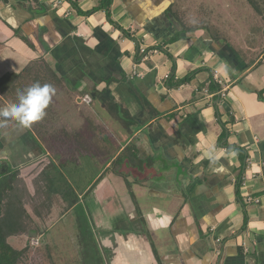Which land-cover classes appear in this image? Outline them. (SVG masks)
I'll list each match as a JSON object with an SVG mask.
<instances>
[{
    "label": "crops",
    "instance_id": "0c3cea01",
    "mask_svg": "<svg viewBox=\"0 0 264 264\" xmlns=\"http://www.w3.org/2000/svg\"><path fill=\"white\" fill-rule=\"evenodd\" d=\"M105 2L0 0V97L15 79L17 88L45 84L39 75L56 90L36 124L42 137L33 125L2 134L0 167L53 164L60 172L56 157L97 156L96 175L75 187L71 206L91 197L96 217L119 206L117 217L91 220L115 240L108 264H264V50L249 45L244 58L210 33L187 34L175 0H111L108 12ZM188 74V83L171 86ZM224 131L237 149L218 145ZM129 145L135 163L126 157L117 169ZM63 198L54 211L70 202ZM79 254L57 253L63 264Z\"/></svg>",
    "mask_w": 264,
    "mask_h": 264
},
{
    "label": "rangeland",
    "instance_id": "374dc122",
    "mask_svg": "<svg viewBox=\"0 0 264 264\" xmlns=\"http://www.w3.org/2000/svg\"><path fill=\"white\" fill-rule=\"evenodd\" d=\"M253 1L258 3V5H261L264 10V0ZM249 2V0H175L173 12L180 13L179 16L182 15L181 13H187L188 16L184 18L186 26L194 27V33L199 34L200 36L203 33L214 34V31L218 29L219 32L221 31V37L227 40L228 43L237 50L239 49L242 52L243 57L246 58V48L249 45H252L257 49L256 54L264 50V20L262 19V15L264 14H261L260 16L259 14H256ZM255 26L257 27L254 28ZM186 33L189 34V32ZM191 35L193 36L195 34ZM194 38H196V36ZM199 39L200 38L198 37V40ZM120 114L124 120H128L129 124L132 123L128 118L129 115L127 112H120ZM48 125H50V123ZM15 126H18V124ZM9 127H14V124H10ZM7 132H10V128ZM83 146L84 145H82V147ZM98 159L99 158L93 156V154L79 153L75 160L71 162L65 161L66 164L65 162L59 163L61 164L60 172H56L61 177V180L57 177L59 183L55 184V189L51 190L58 193L55 197V203L59 204L61 196L63 198V195L70 200V202L64 203L65 206L63 207H61L63 204L60 203V207L57 209L55 208V211L52 209V215L50 213L47 220L43 221L42 224L40 223V235L50 228L46 235L41 236L40 238L34 236L35 239H32L33 235H24L21 236L25 238L23 242L20 244L16 243V246L15 244L12 245V247L15 246V249H22L25 246L33 248L31 251H28V253L33 256L31 260L33 261L32 264L51 263L44 254L45 243L50 245L49 251L54 253V257L52 258L54 264L64 263L58 258L57 253L59 252H66L68 254L67 257H75L77 252H80V260L77 261L78 263H75V261L72 260L68 264H108L107 259L108 252H110L109 248L114 244L115 240L112 242L106 241L105 238L102 237V232H98L97 234L96 229L91 233L87 222L91 223V220L93 219L94 221L96 219L105 221L107 218L110 219L112 214L117 217L120 213L119 206L116 205L114 212L111 213V211L108 214H106L107 208L103 209V214L101 215L104 217H96L95 212L98 208L93 206L91 197L84 202L82 200L79 201L80 203H78L77 206H71L74 205L75 201H78V193L76 192V194H74L75 187L78 186L81 190L85 189L91 179L96 175V168L94 165L101 163ZM41 166L42 165H38L31 170L25 169L22 172L19 171L20 176L26 184L28 183L27 185H29V187H32V178L40 172ZM54 166L55 165H52L53 168ZM147 176V179L149 180L150 175L148 174ZM133 180L134 179L132 178V181ZM129 186L132 187L133 184L130 183ZM60 189L68 194H65V192H59ZM53 195L54 193H52V196ZM143 203H145L147 207L155 205L151 200ZM56 205L57 204H54L53 206L55 207ZM50 218L52 219L50 220ZM78 221H81L80 233L77 232ZM112 222H114V219H112ZM48 223H50L49 227L47 226ZM36 240L38 242L32 244V242H36ZM119 249L120 250L116 248L115 250L120 252L123 251V247ZM155 254L157 255V252H155ZM30 255L27 254V264H31L29 260Z\"/></svg>",
    "mask_w": 264,
    "mask_h": 264
},
{
    "label": "trees",
    "instance_id": "16d2710c",
    "mask_svg": "<svg viewBox=\"0 0 264 264\" xmlns=\"http://www.w3.org/2000/svg\"><path fill=\"white\" fill-rule=\"evenodd\" d=\"M109 1L107 0V2H105V5L107 6L106 12H108V5L110 4ZM249 1L253 9L258 11L259 15H261V11L257 3L254 2L253 0H249ZM77 11L80 14L90 15L93 13L94 10L88 11L85 13L79 12V9H77ZM175 14H176L175 16L176 19L177 20L179 19V21L181 22L180 25L183 27V31L194 32L195 30L194 27H188L185 24L184 18H186L187 13H181L182 14L181 16H179L180 13H175ZM262 19L264 20V15L262 16ZM182 24H185L186 29H184L185 27ZM221 35L222 34H220V32L214 31V34L211 33L212 37L216 39L225 40L224 38L221 37ZM128 37L132 39L131 36H128ZM138 52H140L139 49H138ZM198 71L199 70H196L193 73H196ZM192 74H188L186 77L180 79L179 81L175 82V84L171 86L174 88H178L188 83V81H190L192 78ZM39 76L40 77L38 78L46 80L45 84H49V81L47 82L48 79H46L47 78L46 75H45L46 77L41 76V75ZM171 81H173V76H170L168 78V82H171ZM12 84L5 91L2 92L1 97H0V107H3L10 102H16L18 91H21L27 88L25 84L24 86L17 88L16 84L19 85V83H17L16 79L14 81V84L13 85ZM216 84L218 85L217 82ZM259 97L261 98V93ZM121 121L123 122L125 126L129 125L123 119ZM38 122H41V121H38ZM38 122H35L32 124L34 126L33 130L37 134H40V136L42 137L43 134L41 133L42 132L41 127L39 128L36 126ZM12 123L14 125L18 124L15 121H9L6 126L0 127V137L9 128H11L9 126ZM26 129H29V128H26ZM225 136H226V133L224 131L222 133V137L218 140V145H220L221 147L227 150L237 149L234 146H230L227 144V141L225 140ZM42 141L47 142L46 139H42ZM131 149H132L131 145L126 146L122 150V152L118 155V157L115 159L114 164L117 169L122 168L121 167L122 161L126 157L130 164L135 163V159L131 157L130 155ZM53 155L54 157L56 156L55 154ZM56 159L60 163L59 158L56 157ZM52 165L53 164L48 165L42 170H40V172L32 179V182H31L33 186L32 194L29 192L26 182L20 176L19 170L13 169L10 166H8L7 168L5 167L4 170H2L3 168L0 167V264H27L28 251H31V249L33 248L25 246L22 249H14L8 240L12 237H20L24 235H27V236L40 235L41 230H39V225L40 223L42 224L43 221L47 220V217H49L52 211L53 205L55 204V201H56V198H55L56 194H58L57 192L52 191L53 189H55V184H57V177H58V174L56 172L57 170L55 167L53 168ZM242 166H244V163H242ZM239 177L240 175L238 176V179ZM239 185H240V182H237L236 187L238 188ZM52 193H54L53 196H52ZM129 194H131V191H129ZM236 194H238V192ZM80 223L81 221H78V224H77L79 233L81 232ZM87 224H89V231L92 233L94 230V227H91L93 226L92 221L91 223L87 222ZM44 247H45L44 254L46 258L48 259V261L51 262L50 264H54L53 263L54 261L52 259L53 258L52 254L49 251L50 247L48 245H45Z\"/></svg>",
    "mask_w": 264,
    "mask_h": 264
},
{
    "label": "clouds",
    "instance_id": "9594fccd",
    "mask_svg": "<svg viewBox=\"0 0 264 264\" xmlns=\"http://www.w3.org/2000/svg\"><path fill=\"white\" fill-rule=\"evenodd\" d=\"M223 70L227 74L226 65ZM220 84L218 83V85ZM55 92L56 90L51 84L41 85L39 82L18 91L16 102H10L0 107V127L6 126L9 121H15L18 125L28 128L33 123L40 121L44 118L45 109Z\"/></svg>",
    "mask_w": 264,
    "mask_h": 264
},
{
    "label": "built area",
    "instance_id": "2783aa9c",
    "mask_svg": "<svg viewBox=\"0 0 264 264\" xmlns=\"http://www.w3.org/2000/svg\"><path fill=\"white\" fill-rule=\"evenodd\" d=\"M140 52L143 54V53H145V49H140ZM215 75H216V73H215ZM167 78H168V76H167ZM216 80H218V83L220 84L221 83V80H219L218 79V77H217V75H216V78H215ZM83 102H85V103H87V104H89L90 103V98L88 97V96H86L83 100H82ZM38 241L36 240V242H32V244L33 243H37Z\"/></svg>",
    "mask_w": 264,
    "mask_h": 264
}]
</instances>
